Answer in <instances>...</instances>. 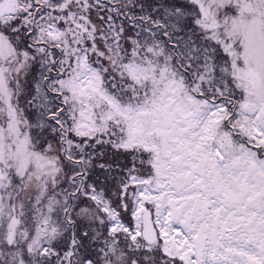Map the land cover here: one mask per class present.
Masks as SVG:
<instances>
[{
    "label": "snow or ice",
    "instance_id": "6c2138e0",
    "mask_svg": "<svg viewBox=\"0 0 264 264\" xmlns=\"http://www.w3.org/2000/svg\"><path fill=\"white\" fill-rule=\"evenodd\" d=\"M0 264H264V0H0Z\"/></svg>",
    "mask_w": 264,
    "mask_h": 264
}]
</instances>
